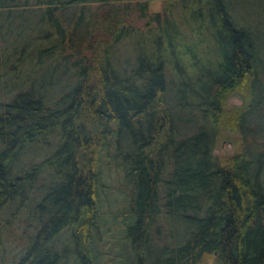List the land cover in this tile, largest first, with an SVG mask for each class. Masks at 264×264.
<instances>
[{"label":"trees","instance_id":"1","mask_svg":"<svg viewBox=\"0 0 264 264\" xmlns=\"http://www.w3.org/2000/svg\"><path fill=\"white\" fill-rule=\"evenodd\" d=\"M152 1L0 0V264H264V0Z\"/></svg>","mask_w":264,"mask_h":264},{"label":"rangeland","instance_id":"2","mask_svg":"<svg viewBox=\"0 0 264 264\" xmlns=\"http://www.w3.org/2000/svg\"><path fill=\"white\" fill-rule=\"evenodd\" d=\"M162 4H163V2L161 0L152 1L148 6V12L159 11L162 7ZM135 23L137 24L135 26H139L141 24V21H138ZM128 52H129V49L127 46H125L121 49V53L123 55L128 54ZM239 103H240V100L237 97V95H230L225 99V104H226L227 108H232V107L238 106ZM237 135H238V133L235 131L234 132H232V131L230 132L227 130L219 131V136H218V138H217V140H216V142L212 148V153L218 157H225V156L229 155L233 150L232 138L237 136ZM114 171H115V169L112 167L111 171L109 172V174H110L109 175V181L107 183H109V184L113 183L115 185L116 183L114 181H116V179H115L116 172H114ZM112 197L113 196H111V195L109 197H107V205L112 204ZM203 261L206 264H210L212 261V256H206L205 260H203Z\"/></svg>","mask_w":264,"mask_h":264}]
</instances>
